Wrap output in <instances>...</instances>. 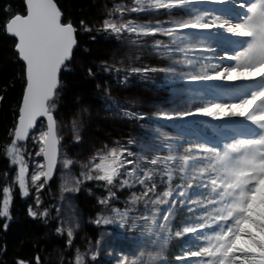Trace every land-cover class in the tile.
I'll return each mask as SVG.
<instances>
[{
    "label": "rangeland",
    "instance_id": "rangeland-1",
    "mask_svg": "<svg viewBox=\"0 0 264 264\" xmlns=\"http://www.w3.org/2000/svg\"><path fill=\"white\" fill-rule=\"evenodd\" d=\"M237 1H244L250 12H240L233 23L227 12L217 10L199 22L225 29L228 37H219L224 38L221 41L187 28L207 10L198 0H98L99 15L86 28H101L117 36V42L109 41L111 47L105 50L108 63L104 69H114L124 83L117 88L103 80V85L144 111L146 120H121L104 108L88 107L79 110L75 121L56 117L61 150L55 186L50 180L37 184L31 180L33 175L47 172L41 152L46 122L39 123L27 142L17 141L29 194L24 196L19 188V163L12 164V157L7 188L11 196L19 192L28 199L29 209L37 216L54 219L55 233L66 244L54 246V264L168 263L169 234L177 229L175 216L185 202L193 204L191 210L196 202L199 206L201 197L194 186L210 183L203 181V175L218 167L213 164L220 159L227 167L222 165L224 170L211 179L215 198L209 206L221 217L198 228L189 225L192 239L197 232L202 234V250H182L178 257H186L189 264H238L236 243L246 226V232L255 235L247 246H258L264 253V241L255 239L264 237V86L245 96L238 85L255 80L253 76H264V0ZM120 32L125 33L123 38ZM238 34L250 37L236 49L233 43ZM79 66L82 70L89 67L84 61ZM158 71L163 83L155 89L137 81ZM130 72L137 78L134 83L123 76ZM217 73L222 74V82L212 80ZM177 77L189 78L191 84H175L180 82ZM203 81L213 84L217 101L210 102L211 93ZM49 110L53 112L50 103ZM211 110L216 111L215 118H202ZM237 111L242 112L238 120L227 116ZM200 119L206 126L198 123ZM240 129H246L249 136H239ZM230 139L236 140L225 141ZM212 152L217 158L213 164L205 157ZM90 179L101 180L106 195L94 197L93 206L85 210L81 200L94 193L82 185ZM41 184L44 187L39 189ZM124 189H131V194L118 197ZM45 211L47 215H42ZM90 225L94 233L88 229ZM128 226L138 232L128 233ZM250 261L260 264L256 259Z\"/></svg>",
    "mask_w": 264,
    "mask_h": 264
},
{
    "label": "trees",
    "instance_id": "trees-1",
    "mask_svg": "<svg viewBox=\"0 0 264 264\" xmlns=\"http://www.w3.org/2000/svg\"><path fill=\"white\" fill-rule=\"evenodd\" d=\"M55 1L64 13V22H71L77 29L78 47L73 60L63 69L61 85L50 102V108L59 120L71 122L75 121L76 114L83 107L92 110L102 108L101 100L105 93L102 89L103 80L114 83L117 77L111 67V72L104 69L108 63L105 50L111 47L109 41L112 40V44H115L118 38L101 28H86L90 21L99 15L98 0ZM25 13V0H0V209L5 196L3 189L9 184L12 171L7 149L15 138L19 109L26 87L25 64L16 50L17 40L8 34L6 24L16 14ZM120 33L123 38L125 33ZM80 61L89 65L87 70L80 69ZM100 64L104 66L101 67ZM154 73L158 80L162 79L160 72ZM148 83L154 88L160 84L156 80H148ZM143 112L136 108L132 119L146 120ZM95 183L98 186H95ZM99 183L97 180L85 182L84 187L94 193L93 196L83 199L85 206L92 207L94 197L106 195L105 190H102L105 188L99 187ZM199 184L201 186V183ZM200 188L201 202L204 203L210 198V185ZM130 193L131 189H124L117 195L126 198ZM13 197L9 217H0V264H52L50 261L53 248L56 244L65 246L64 237L56 235L55 222L51 218L45 222L42 218L31 217L28 211L29 200L22 194L18 192ZM190 205L193 204L185 202L181 206L179 217L174 222L177 229H174V232L172 228L169 234L171 249L166 264H188L186 257L181 259L178 255L182 250L189 249L190 252V249H199L200 245L197 241L189 239L191 230L186 226L197 227L212 219L206 214L197 219L202 210L199 207L191 210ZM88 229L94 233L91 225Z\"/></svg>",
    "mask_w": 264,
    "mask_h": 264
},
{
    "label": "snow or ice",
    "instance_id": "snow-or-ice-1",
    "mask_svg": "<svg viewBox=\"0 0 264 264\" xmlns=\"http://www.w3.org/2000/svg\"><path fill=\"white\" fill-rule=\"evenodd\" d=\"M27 14H16L6 24V31L17 37L16 49L20 58L26 64V88L23 95L22 106L19 109L18 125L15 129V139L7 150V155L12 157V164L19 163V170L16 176L19 188L24 196L29 194L27 184V173L21 169L20 162L24 159L20 155L17 141H25L30 129L34 126L36 118L52 113L47 108V101L53 99L59 85V74L62 67L70 60L74 46L77 44L75 33L77 29L71 22L62 23V12L54 0H26ZM55 105H53V110ZM48 144V138H44ZM59 140L56 139L55 143ZM41 152L49 154L47 148ZM68 161L67 164H71ZM106 177H101L104 179ZM110 179V177H107ZM51 176L46 172L33 175V183L44 181L47 183ZM44 184L40 185L42 189ZM5 198L0 217L9 216V205L11 202V189L4 188ZM40 203L37 198V204ZM30 215L35 218L36 211L31 209ZM42 215H47L45 211ZM108 223V221H104ZM7 227V225H5ZM71 236V229L68 230ZM79 260V258H78ZM23 264V262H21Z\"/></svg>",
    "mask_w": 264,
    "mask_h": 264
},
{
    "label": "bare ground",
    "instance_id": "bare-ground-1",
    "mask_svg": "<svg viewBox=\"0 0 264 264\" xmlns=\"http://www.w3.org/2000/svg\"><path fill=\"white\" fill-rule=\"evenodd\" d=\"M198 1H202V2H207V3H209V5L210 6H214L215 4H222V5H225V6H227L228 8H229V10H230V22L231 23H233V20H234V16L236 17L237 15H238V13H239V11L242 9V10H244V9H246V10H249V12H250V7H245L244 6V3L243 2H240V1H237V0H198ZM262 17L264 18V12L262 13ZM219 24V23H218ZM222 24V23H221ZM229 26L230 27H232L231 25H230V23H229ZM187 28L188 29H191V30H194V31H196V32H199V33H203V34H206V33H209V32H214V28H215V26L213 25V24H207V23H204V24H201V23H199V21L197 20V21H195V22H193V23H191L190 25H188L187 26ZM261 31L263 32L262 33V36H261V40H262V42H264V22L261 24ZM246 37V36H245ZM245 37H243V39L245 38ZM242 39V40H243ZM241 40V41H242ZM241 41H239L238 43H236L237 45L239 44V43H241ZM77 47H78V43H77V46H76V49H77ZM203 48V47H202ZM76 49H75V51H76ZM201 49V48H200ZM17 50V49H16ZM75 51H74V54H75ZM74 54H73V56H72V58L70 59V61H72L73 60V58H74ZM229 57V56H228ZM21 59V58H20ZM229 59V58H228ZM21 61L23 62V60L21 59ZM70 61H68V62H70ZM67 62V63H68ZM24 63V62H23ZM67 63H66V65H67ZM25 64V63H24ZM66 65H65V67H66ZM64 67V68H65ZM25 70H26V65H25ZM62 72H63V70H62ZM159 72V71H158ZM125 75H127V77H129V79H132L131 80V82L132 83H134V82H136V80H137V78H136V76L132 73V72H130V73H128V74H123V76H125ZM156 75H155V73L153 72V74L151 75V77H146V78H142V79H140V78H138V82L140 83V84H142V85H149V83H148V80H150V81H159L161 84L163 83L162 82V79L161 80H158L157 79V77H155ZM61 77H62V73H61V76H60V85H61ZM118 77V76H117ZM116 77V81H114V83L113 82H111V83H109L108 82V84H110V85H112V86H114V87H117V88H122V86H123V82H121L120 80H119V78H117ZM252 78H254V79H261L260 81H258V83H264V76L261 74L260 76L259 75H256V78H255V76H253V77H251V79ZM177 79L178 80H180V82H175V84H177V83H179V84H181V85H188L190 82H189V78H187V79H185V78H183V77H177ZM212 80L213 81H215V82H222L221 80H222V74L221 73H217L216 75H214V77H212ZM253 80V79H252ZM251 80V81H252ZM108 81V80H107ZM239 81H241V80H239ZM106 82V81H105ZM203 82H206V81H203ZM254 83H255V81H254ZM121 84V85H120ZM191 84V83H190ZM205 84V83H204ZM226 84H229V82H227ZM60 85L58 86V88H57V90H56V93H57V91H58V89H59V87H60ZM238 85H240V87H239V90L240 91H242V92H244V95L245 96H249L251 93H250V90H251V88L253 87V85L254 84H252L251 86H249V82L248 83H245V82H240ZM226 86V85H225ZM148 87V86H147ZM150 88H152V89H155L154 87H152V86H149ZM203 87H204V85H203ZM26 88V87H25ZM102 89H104V91H105V93L102 95V100H101V105H102V108H104L105 110H107V114L109 113V114H111V113H113V114H116V115H118V116H120L121 117V120H124V119H126V118H129V119H132V117L133 116H135V114H136V107H134V105H132V104H130L128 101H126L124 98H122V96L121 95H118V94H116V93H114V92H111L110 91V89L109 88H106L105 87V85H102ZM227 92H229V89L227 88ZM24 93H25V90H24ZM24 95V94H23ZM21 103H22V101H21ZM20 107H21V105H20ZM88 109H90V108H88ZM91 110V109H90ZM89 110V111H90ZM216 111L215 110H211V111H209L207 114H205L202 118H204V119H207V120H210V119H213V118H215V116H216V113H215ZM53 113V116H54V118H55V133H56V135H58L59 136V128H58V126H59V121H57L58 119H56V116H55V114H54V112H52ZM200 115V114H199ZM200 117V116H199ZM19 118V117H18ZM154 119V121L155 122H158V123H161L162 125H166V126H168V127H171V125L170 124H167V123H163V122H161V120H156L155 118H153ZM41 121H45L46 122V120L45 119H43V120H41ZM41 121H39L38 122V124L35 126V128H34V130H33V132H32V134L33 133H35V131L38 129V127H39V123L41 122ZM17 125H18V120H17V124H16V127H17ZM46 126H47V134H48V125H47V122H46ZM201 127V126H200ZM47 134H46V137H47ZM15 139V138H14ZM59 139V138H58ZM29 140V138L28 139H26L25 141H22L21 143H23V142H27ZM13 142V141H12ZM45 143V142H44ZM9 147V146H8ZM44 148H45V145H44ZM58 154H57V162H56V167H55V173L53 174V176L51 177V179H50V182L52 183L51 184V186H53V184L55 183V179H54V177H55V175H56V173H57V169H58V167H57V165H58V162H59V158H60V150H61V147H60V144L58 145ZM44 153H43V158H44ZM10 159V158H9ZM44 160H45V158H44ZM11 161V160H10ZM45 163H46V160H45ZM47 173V172H46ZM92 180H97V181H99L100 183H99V187H102L101 185L103 184L102 182H101V180H98V179H90V180H88V181H92ZM87 181V182H88ZM85 184V183H84ZM84 184L82 185V188H85L84 187ZM55 185V184H54ZM95 186H98L96 183L94 184ZM9 186V184L7 185V187ZM201 186L200 185H196V186H194V188H198V190H197V192L198 193H200V191H201V188H200ZM203 187V186H202ZM104 188V187H103ZM102 190H105V189H102ZM106 192V191H105ZM132 192V191H131ZM131 194V193H130ZM15 195V194H14ZM14 195H12L11 197H12V199H11V202H10V205H9V209H10V206H11V204H12V201H13V196ZM209 195H211V192L209 191ZM4 198H5V196H4ZM4 198H3V200H4ZM81 203H83V200H81ZM94 204V203H93ZM83 206H84V209L85 210H90V208L91 207H88V206H85V204L83 203ZM93 206V205H92ZM206 215H207V217L208 218H212L213 217V214H212V212L210 211V209L206 206ZM30 210V209H29ZM28 210V211H29ZM180 211H181V209H179V211H178V214L180 213ZM29 214H30V211H29ZM9 217V216H8ZM32 217V216H31ZM36 217H38V218H42L45 222L46 221H49V220H51V219H49L48 217H46V218H44V217H41V216H36ZM179 216L177 215V216H175V220L178 218ZM52 220H54V219H52ZM188 226H186V228H187ZM246 229H247V226L246 227H244V232L241 234L242 235V237H240V239L237 241V243H236V251H237V260H238V264H253V262L252 261H250V259L251 260H255L256 259V261L257 262H259L260 264H264V253H263V250H259L258 249V246H251V245H249V246H247V242L249 243L252 239H254V237H255V235H252L251 236V233L249 234L248 233V231L246 232ZM125 230H127L128 231V233H137L138 232V229H135V228H132L131 229V227L130 226H128ZM124 230V231H125ZM255 239H259V240H262V241H264V237L263 236H259V238H255ZM170 249H171V243L170 244H168V246H167V250H168V253L167 254H169V251H170ZM103 262H105V260H103ZM50 263H52V264H54L53 262H52V260L50 261Z\"/></svg>",
    "mask_w": 264,
    "mask_h": 264
},
{
    "label": "water",
    "instance_id": "water-1",
    "mask_svg": "<svg viewBox=\"0 0 264 264\" xmlns=\"http://www.w3.org/2000/svg\"><path fill=\"white\" fill-rule=\"evenodd\" d=\"M54 2L56 3V5L59 7V5L57 4V2L54 0ZM25 4H26V0H25ZM27 8V7H26ZM59 9L61 10V8L59 7ZM61 12H62V10H61ZM26 14H27V12H26ZM25 14V15H26ZM20 15H22V14H20ZM12 18H14V16L12 17ZM11 18V19H12ZM10 19V20H11ZM10 20H9V22H10ZM62 23H65L64 22V13L62 12ZM75 27V26H74ZM9 34V33H8ZM10 35V34H9ZM11 36H14V35H11ZM75 36H76V39H77V43H78V38H77V31H76V33H75ZM15 37V36H14ZM16 38V40H17V42H18V39H17V37H15ZM76 46H77V44L74 46V49H73V52H72V55H71V58H72V56H73V54H74V51H75V49H76ZM70 58V59H71ZM70 61V60H69ZM24 62V61H23ZM68 62V61H67ZM66 62V63H67ZM25 63V62H24ZM66 63H65V65H66ZM26 65V64H25ZM65 65L62 67V70L64 69V67H65ZM62 70H61V72H60V74H59V85H60V76H61V73H62ZM58 85V86H59ZM55 94H56V91H55ZM54 97H55V95H54ZM53 97V98H54ZM22 100H23V98H22ZM52 100V99H51ZM51 100H48L47 101V108L49 109V102L51 101ZM21 106H22V103H21ZM50 111V110H49ZM51 112V111H50ZM52 113V112H51ZM43 119H45L46 120V122H47V125H48V134H47V138H48V144L46 145L45 143H44V145H45V148H47L48 150H49V154L48 155H44V158H45V160H46V169H47V173L52 177L53 176V174L55 173V167H56V162H57V154H58V145H59V142L58 143H55V140L56 139H58V135H56V133H55V118H54V116H53V113H52V116H51V118L48 116V115H42V116H39L38 118H36L35 119V121H34V126L30 129V131H29V134H28V137L26 138V139H28L29 137H30V135L32 134V132H33V130H34V128H35V126L38 124V122L39 121H41V120H43ZM59 140V139H58Z\"/></svg>",
    "mask_w": 264,
    "mask_h": 264
}]
</instances>
